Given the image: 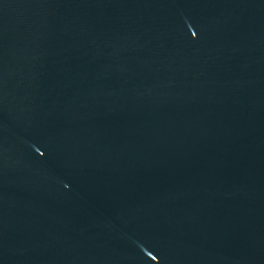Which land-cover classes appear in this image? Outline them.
Instances as JSON below:
<instances>
[{
    "label": "water",
    "instance_id": "95a60500",
    "mask_svg": "<svg viewBox=\"0 0 264 264\" xmlns=\"http://www.w3.org/2000/svg\"><path fill=\"white\" fill-rule=\"evenodd\" d=\"M0 264H264V0H0Z\"/></svg>",
    "mask_w": 264,
    "mask_h": 264
}]
</instances>
